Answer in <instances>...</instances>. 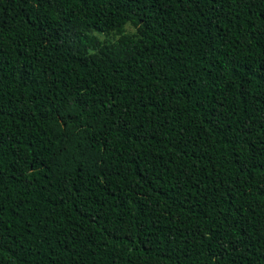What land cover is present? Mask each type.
<instances>
[{"label": "trees", "instance_id": "1", "mask_svg": "<svg viewBox=\"0 0 264 264\" xmlns=\"http://www.w3.org/2000/svg\"><path fill=\"white\" fill-rule=\"evenodd\" d=\"M0 264H264V0H0Z\"/></svg>", "mask_w": 264, "mask_h": 264}, {"label": "rangeland", "instance_id": "2", "mask_svg": "<svg viewBox=\"0 0 264 264\" xmlns=\"http://www.w3.org/2000/svg\"><path fill=\"white\" fill-rule=\"evenodd\" d=\"M136 34L135 27L129 23L123 25L121 30H112L108 32H93V35L99 40V42L106 43V42H115L119 39L122 35L127 36H134Z\"/></svg>", "mask_w": 264, "mask_h": 264}]
</instances>
